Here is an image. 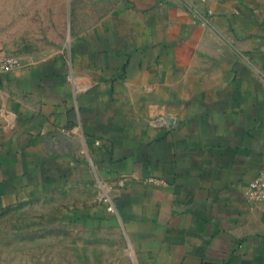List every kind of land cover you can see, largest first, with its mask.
<instances>
[{"label":"crops","instance_id":"crops-1","mask_svg":"<svg viewBox=\"0 0 264 264\" xmlns=\"http://www.w3.org/2000/svg\"><path fill=\"white\" fill-rule=\"evenodd\" d=\"M183 1L127 0L0 77V213L86 169L109 189L67 264H264V204L245 198L264 172V0Z\"/></svg>","mask_w":264,"mask_h":264},{"label":"rangeland","instance_id":"rangeland-1","mask_svg":"<svg viewBox=\"0 0 264 264\" xmlns=\"http://www.w3.org/2000/svg\"><path fill=\"white\" fill-rule=\"evenodd\" d=\"M126 2L0 0V57L31 54L44 47L60 49ZM70 183L50 197L0 213V254L5 264H12L14 246L20 248L24 264H67L84 256V245L98 241L94 239V232L101 229L98 210L109 189L94 183L89 169ZM80 183H86L85 189Z\"/></svg>","mask_w":264,"mask_h":264},{"label":"built area","instance_id":"built-area-1","mask_svg":"<svg viewBox=\"0 0 264 264\" xmlns=\"http://www.w3.org/2000/svg\"><path fill=\"white\" fill-rule=\"evenodd\" d=\"M17 66V61L11 57L0 58V77L7 74ZM107 194V192H105ZM246 200L253 204H264V172L258 174L249 184L245 191ZM109 202V196L106 198V203ZM109 212L113 211L112 207H108Z\"/></svg>","mask_w":264,"mask_h":264},{"label":"water","instance_id":"water-1","mask_svg":"<svg viewBox=\"0 0 264 264\" xmlns=\"http://www.w3.org/2000/svg\"><path fill=\"white\" fill-rule=\"evenodd\" d=\"M181 1H183V0H181ZM183 3L195 14V16L199 19V20H201L202 22H204L206 25H208L206 22H205V20H204V18H202V16H200L194 9H192L190 6H188L184 1H183ZM209 26V25H208ZM218 35V34H217ZM230 48H232L231 46H230ZM239 57H241L242 58V56L240 55V54H237ZM247 63V62H246Z\"/></svg>","mask_w":264,"mask_h":264}]
</instances>
